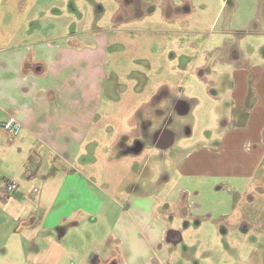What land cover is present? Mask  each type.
<instances>
[{"label":"rangeland","instance_id":"1","mask_svg":"<svg viewBox=\"0 0 264 264\" xmlns=\"http://www.w3.org/2000/svg\"><path fill=\"white\" fill-rule=\"evenodd\" d=\"M31 2L17 4L21 8ZM124 2L39 0L47 34L58 28L63 31L55 38L86 31L108 42L94 65L76 70L102 80L97 127L103 123V142L115 138L110 146H90L91 190L103 209L84 220L77 215L82 223L62 239L67 248L62 264H95L99 259L105 264L116 256L111 231L121 206L128 211L133 200L149 204L148 215L140 210L131 213L154 217L156 231L160 223L188 230L186 219L192 212L197 215L183 239L152 243L159 255H165L162 261L156 256L152 264H264V158L250 193L232 190L228 175L223 180L204 175L209 167L202 166L186 177L191 188L182 199L175 203L170 202L172 196L169 199L184 174L179 169L182 161L189 165L199 151L208 157L214 149L218 157L228 156L216 134L229 123L237 70L249 63L264 64V0ZM175 100L182 101V110L171 111ZM163 122L175 136L173 144L156 147L147 138L139 140L143 148L134 152L136 142L128 138L135 133L129 125L137 124L136 133L144 136L151 125ZM242 212L249 213L248 233ZM21 241L16 238L6 252L1 248L0 263L24 264L28 250Z\"/></svg>","mask_w":264,"mask_h":264},{"label":"crops","instance_id":"2","mask_svg":"<svg viewBox=\"0 0 264 264\" xmlns=\"http://www.w3.org/2000/svg\"><path fill=\"white\" fill-rule=\"evenodd\" d=\"M19 1L22 0H0V250L3 247L6 252L17 238L27 244L23 246L28 250L24 264H62L67 252L62 239L82 223L77 215L84 220L103 209L102 200L91 190L90 146H110L115 138L103 142V123L97 127L103 108L102 80L76 70L78 66L94 65L108 42L86 31L55 38L63 30L46 33L42 21L46 13L39 0L21 8ZM241 70L233 79L229 123L216 134L217 143L229 152L226 158L232 159L218 157L214 149L208 157H202L198 150L197 158L189 165L182 161L179 169L184 174L170 193L171 203L179 202L190 190L186 177L202 166L209 167L202 172L204 175L213 179L228 175L227 183L236 187L234 191L250 193L252 179L264 158V64L249 63ZM12 81L17 85L14 92L10 91ZM10 115L21 123L14 137L1 126ZM158 125H151L146 134L151 144L171 146L173 132L166 135ZM129 127L135 134L128 140L143 137L136 133L137 124ZM6 179H15L18 189L2 192ZM198 189L196 186L195 194ZM191 191L193 198V187ZM134 201L129 202L128 211L121 206L111 231L116 256L105 264H152L156 256L163 259L165 255L160 256L152 243H171L168 236L172 233L183 239V233L191 230V221L197 216L193 212L187 215L188 230L175 223H160L156 231L154 217L131 213L140 210L148 215L152 212L149 204ZM198 202L194 207L198 208ZM242 213L241 219H245L249 229V213ZM95 264L104 263L99 259Z\"/></svg>","mask_w":264,"mask_h":264},{"label":"built area","instance_id":"3","mask_svg":"<svg viewBox=\"0 0 264 264\" xmlns=\"http://www.w3.org/2000/svg\"><path fill=\"white\" fill-rule=\"evenodd\" d=\"M3 130L11 137L16 136L21 128V123L15 116H8L1 123ZM19 185L15 179H6L2 182L1 191L2 192H14L18 189Z\"/></svg>","mask_w":264,"mask_h":264},{"label":"flooded vegetation","instance_id":"4","mask_svg":"<svg viewBox=\"0 0 264 264\" xmlns=\"http://www.w3.org/2000/svg\"><path fill=\"white\" fill-rule=\"evenodd\" d=\"M125 2V4L126 5H131V4H127V2L129 1V0H127V2H126V0H124ZM130 2H134V3H136L137 5H138V2H140V0H130ZM131 7V6H130ZM135 8H137V7H135ZM132 9L134 10V8L132 7ZM181 102L182 101H179V100H175L173 103H172V108H171V111H174L175 109H179V110H182L183 108V103L181 104ZM169 117L166 119V123L167 122H169ZM166 123H162L161 125H160V127H162V129H164L165 130V132H166V135H167V133L168 134H170V131L169 130H167V126H166ZM147 138L148 139H150L149 138V136L148 135H144L143 137H141V138H136V139H134L135 140V145L138 143V141L140 140V142H142L143 141V139L144 140H147ZM151 142H152V140H151ZM163 144V143H162ZM135 145H134V147H135ZM228 184V183H227ZM229 185V184H228ZM230 187H231V189L232 190H235L236 189V187L235 186H232V185H229ZM218 189H221L222 188V184H219L218 186ZM250 195V194H249ZM249 230V229H248ZM178 234L177 233H172V234H170L169 236H168V239L170 240V241H173V242H178L180 239H181V236L179 237V235L177 236ZM172 236H174V237H176V238H174V239H171V237ZM254 239H256V238H254Z\"/></svg>","mask_w":264,"mask_h":264},{"label":"water","instance_id":"5","mask_svg":"<svg viewBox=\"0 0 264 264\" xmlns=\"http://www.w3.org/2000/svg\"><path fill=\"white\" fill-rule=\"evenodd\" d=\"M143 148V144L142 143H140L139 141H138V143L135 145V147L133 148V151L134 152H139L141 149ZM63 232L62 233H60L59 234V236L61 237V236H63Z\"/></svg>","mask_w":264,"mask_h":264},{"label":"clouds","instance_id":"6","mask_svg":"<svg viewBox=\"0 0 264 264\" xmlns=\"http://www.w3.org/2000/svg\"><path fill=\"white\" fill-rule=\"evenodd\" d=\"M10 69H11V65H10ZM10 84H11L10 91L14 92L17 85L15 84L14 81L10 82Z\"/></svg>","mask_w":264,"mask_h":264}]
</instances>
